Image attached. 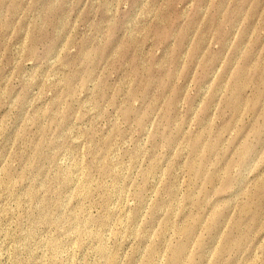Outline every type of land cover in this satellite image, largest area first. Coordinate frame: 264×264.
I'll return each mask as SVG.
<instances>
[{
  "label": "rangeland",
  "instance_id": "1",
  "mask_svg": "<svg viewBox=\"0 0 264 264\" xmlns=\"http://www.w3.org/2000/svg\"><path fill=\"white\" fill-rule=\"evenodd\" d=\"M171 262L264 264V0H0V264Z\"/></svg>",
  "mask_w": 264,
  "mask_h": 264
},
{
  "label": "bare ground",
  "instance_id": "2",
  "mask_svg": "<svg viewBox=\"0 0 264 264\" xmlns=\"http://www.w3.org/2000/svg\"><path fill=\"white\" fill-rule=\"evenodd\" d=\"M180 250H181V248H178V249L176 250V253H175V254H177L178 252H180ZM112 260H113V259H110L109 262L112 263ZM171 264H172V262H171Z\"/></svg>",
  "mask_w": 264,
  "mask_h": 264
}]
</instances>
